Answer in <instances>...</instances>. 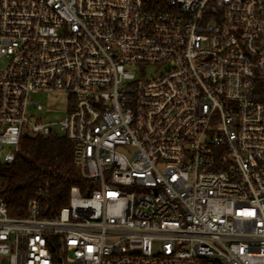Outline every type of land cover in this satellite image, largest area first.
Returning <instances> with one entry per match:
<instances>
[{"label": "built area", "instance_id": "built-area-1", "mask_svg": "<svg viewBox=\"0 0 264 264\" xmlns=\"http://www.w3.org/2000/svg\"><path fill=\"white\" fill-rule=\"evenodd\" d=\"M52 133L92 186L0 196V264H264V0H0V161Z\"/></svg>", "mask_w": 264, "mask_h": 264}, {"label": "trees", "instance_id": "trees-1", "mask_svg": "<svg viewBox=\"0 0 264 264\" xmlns=\"http://www.w3.org/2000/svg\"><path fill=\"white\" fill-rule=\"evenodd\" d=\"M91 182L82 174L73 142L66 136L24 134L11 164L0 161V196L11 216H25L39 199L43 216H56L69 203L71 190L87 193Z\"/></svg>", "mask_w": 264, "mask_h": 264}, {"label": "rangeland", "instance_id": "rangeland-1", "mask_svg": "<svg viewBox=\"0 0 264 264\" xmlns=\"http://www.w3.org/2000/svg\"><path fill=\"white\" fill-rule=\"evenodd\" d=\"M32 101L40 103L43 106V109L37 110L34 105H30L32 114L36 116H49L53 120H58L69 108V97L63 92L36 91L32 93ZM54 130L58 131V128L54 126Z\"/></svg>", "mask_w": 264, "mask_h": 264}]
</instances>
